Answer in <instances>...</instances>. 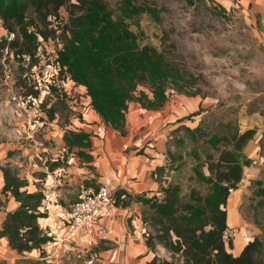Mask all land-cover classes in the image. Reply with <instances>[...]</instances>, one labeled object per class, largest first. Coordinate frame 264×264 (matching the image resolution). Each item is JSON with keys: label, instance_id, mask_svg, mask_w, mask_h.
<instances>
[{"label": "trees", "instance_id": "1", "mask_svg": "<svg viewBox=\"0 0 264 264\" xmlns=\"http://www.w3.org/2000/svg\"><path fill=\"white\" fill-rule=\"evenodd\" d=\"M187 1L196 3V0ZM63 8L68 14L64 31H70L72 37L67 39L58 59L60 77H70L85 85L93 109L122 134L127 133L129 102L157 110L169 99L171 87L191 95L202 92L198 85L200 77L165 49L141 43L139 33L131 27L128 18L136 19L144 12L161 20L162 6L146 0H118L116 7L111 5V0H0L2 24L9 33H15L10 40L1 36L0 47L11 46L15 51L34 56L38 38L56 36L57 28L53 24L62 23ZM169 40L170 35L165 31L163 44L175 47ZM20 82L24 88L28 78ZM39 90L36 83L34 88L28 86L24 95L37 98ZM54 111L52 107L48 110L50 118L54 117ZM184 127L195 142L190 153L196 160L192 169L197 185L187 192L181 182L168 179L172 171L185 164L180 162L183 150L175 151L169 146L165 161L154 170L159 183L156 191L134 195L121 188L114 192L117 205L132 200L142 203L143 234L149 249L155 252L146 264H264V241L260 236L249 240L238 254L229 249L233 240L227 238L230 229L227 203L231 190L244 177L245 166L253 161L245 148L254 139L257 128L242 130L234 120L224 122L221 131L210 132L201 124ZM63 137L69 149L78 148L76 153L82 160L94 159L88 150L92 146L89 132L66 128ZM178 140L184 148L185 138ZM206 144L210 148L202 158L201 147ZM0 168L5 178L2 192L12 194L19 201L15 209L7 212L0 238L6 236L9 245L19 253L34 249L44 253V245L55 240L50 230L39 223V217L46 215L40 210L46 193L41 187L30 191L28 178L21 176L10 163ZM256 181L258 193L264 195L262 181Z\"/></svg>", "mask_w": 264, "mask_h": 264}, {"label": "rangeland", "instance_id": "2", "mask_svg": "<svg viewBox=\"0 0 264 264\" xmlns=\"http://www.w3.org/2000/svg\"><path fill=\"white\" fill-rule=\"evenodd\" d=\"M117 1L111 0V5L116 7ZM146 1L162 6V17L157 21L144 12L136 19L128 18L131 27L139 33L141 43L165 49L168 55L200 77L198 85L202 88L197 95L178 92L173 87L168 90L169 99L165 104L176 106L182 115L177 121L167 120L164 124V127L178 124L165 138L166 146L175 151L183 150L180 162L185 163L183 168L172 171L168 179L181 182L187 192L198 183L192 169L196 160L190 153L195 142L188 137L184 125L201 124L211 132L223 130L224 122L234 120L242 130L256 127L257 133L246 151L253 161L245 166V175L238 187L231 190L227 203L228 210L229 205L235 208L231 210L232 224H229L227 238L233 240V245L243 235L247 242L257 235L264 241V195L258 193L256 181L261 180L264 186V5L260 0H196L195 4L187 0ZM62 14V23L53 24L57 28L56 36L36 40L34 72L13 57L15 48L0 47V165L10 163L30 181L32 174L44 175L42 166L50 162L48 150L60 144L63 126L79 129L80 122L87 121L73 106L77 103L89 106L86 86L70 77L62 82L52 76L55 74L53 64L65 49L67 39L72 37L70 31H64L68 17L65 8ZM165 31L175 47L163 44ZM7 33L1 23L0 37ZM22 78H28L29 85L24 88ZM36 83L40 96L26 97L24 90L30 85L36 87ZM51 107L55 110V121L49 116ZM196 111L199 113L195 114ZM129 125L136 124L129 120ZM54 134L56 136H52ZM180 137L186 140L184 148L178 140ZM209 148V144L201 147L202 158ZM185 150L189 151L187 155ZM232 195L235 200L231 203ZM235 212L239 214L238 222H232ZM37 250V254L20 253L13 261L0 256V264H99L96 256L82 246L72 247L61 257H47L49 252L45 248L44 253Z\"/></svg>", "mask_w": 264, "mask_h": 264}, {"label": "crops", "instance_id": "3", "mask_svg": "<svg viewBox=\"0 0 264 264\" xmlns=\"http://www.w3.org/2000/svg\"><path fill=\"white\" fill-rule=\"evenodd\" d=\"M260 1L264 5V0ZM90 100L88 95V107L80 103L73 106L81 111L87 120L80 122L82 127L79 129L89 132L92 146L88 150L94 155V159L91 162L84 161L76 153L78 148L69 149L63 137L68 126L66 125L65 128L63 126L61 132L58 130L60 144L48 150L50 162L42 166L44 175L32 174L31 181L27 176L30 191L43 187L46 193L40 206V210L46 212V215L39 217V223L42 227L48 228L55 238L44 245L49 252L47 257L51 255L61 257L72 247L82 246L96 256L99 264H146L155 256V252L149 249L143 234L144 223L140 201L132 200L126 205L116 206L112 218L108 220V224L114 230L111 240L89 237L83 233L68 237L65 216L77 200L78 193L84 185L99 186L104 183L109 185L114 192L124 188L134 195L156 191L159 183L154 170L165 160L167 150L165 138L170 136L172 129L178 125L170 124L169 127H164V124L167 120L177 121L182 115L181 110L176 106L172 108L165 104L167 107L164 105L165 108L163 106V109L152 110L150 113L144 110L139 102L131 101L126 112L127 133L122 134L103 120L101 115L93 109ZM53 120L55 121V118ZM129 120L136 125H129ZM95 121L99 124L94 123ZM248 145L245 152L248 150ZM90 164L93 167H90ZM39 181L42 182L39 183ZM4 183V173L0 168V198L3 200L0 205V229L7 212L19 205V201L12 194L2 192ZM38 184H40L39 187ZM234 196H231V203L235 200ZM234 209L229 205V224H232L230 217L232 216L231 210ZM238 215V212L233 214L232 222H238L240 219ZM244 237L243 235L240 241L235 242L232 250L229 247L233 253L238 254L245 246L247 241ZM37 251L34 249L30 253L37 254ZM164 252L162 248L161 253ZM18 255L21 254L9 245L8 238L1 237L0 256L13 261Z\"/></svg>", "mask_w": 264, "mask_h": 264}, {"label": "built area", "instance_id": "4", "mask_svg": "<svg viewBox=\"0 0 264 264\" xmlns=\"http://www.w3.org/2000/svg\"><path fill=\"white\" fill-rule=\"evenodd\" d=\"M3 19L0 17V24ZM9 33V32H8ZM15 36L14 32L9 33V38ZM13 51V50H12ZM13 57L22 63L26 68L33 72L32 66L34 56L28 52L13 51ZM52 70L57 80L64 82L65 79L60 77L59 62L53 64ZM34 75V73H33ZM10 73H7V77ZM117 206L116 196L109 185L101 183L99 186L84 185L81 187L77 200L68 210L65 220L67 223V236L74 237L83 233L85 236L99 237L104 240L112 238L113 228L108 224L112 218Z\"/></svg>", "mask_w": 264, "mask_h": 264}, {"label": "water", "instance_id": "5", "mask_svg": "<svg viewBox=\"0 0 264 264\" xmlns=\"http://www.w3.org/2000/svg\"><path fill=\"white\" fill-rule=\"evenodd\" d=\"M9 36V33H7L6 35H4V36H2L3 38H5V37H8Z\"/></svg>", "mask_w": 264, "mask_h": 264}]
</instances>
